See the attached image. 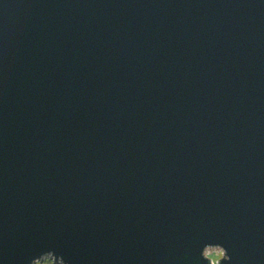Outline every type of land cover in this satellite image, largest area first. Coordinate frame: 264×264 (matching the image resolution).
I'll use <instances>...</instances> for the list:
<instances>
[{
	"label": "water",
	"instance_id": "water-1",
	"mask_svg": "<svg viewBox=\"0 0 264 264\" xmlns=\"http://www.w3.org/2000/svg\"><path fill=\"white\" fill-rule=\"evenodd\" d=\"M264 264V0H0V264Z\"/></svg>",
	"mask_w": 264,
	"mask_h": 264
},
{
	"label": "rangeland",
	"instance_id": "rangeland-1",
	"mask_svg": "<svg viewBox=\"0 0 264 264\" xmlns=\"http://www.w3.org/2000/svg\"><path fill=\"white\" fill-rule=\"evenodd\" d=\"M205 256L210 259L212 264H219L218 260L222 257V249L219 247L208 248L205 250ZM36 264H63L61 260L52 259V257H45L43 260H39Z\"/></svg>",
	"mask_w": 264,
	"mask_h": 264
}]
</instances>
